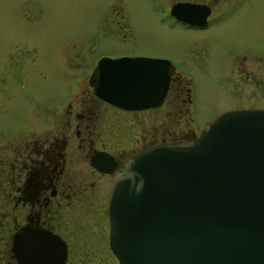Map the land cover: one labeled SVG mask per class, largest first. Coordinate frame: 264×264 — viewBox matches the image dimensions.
<instances>
[{"label":"rangeland","instance_id":"obj_1","mask_svg":"<svg viewBox=\"0 0 264 264\" xmlns=\"http://www.w3.org/2000/svg\"><path fill=\"white\" fill-rule=\"evenodd\" d=\"M172 1L0 0V162L4 170L14 132L28 127L33 134L27 136L46 132L51 137L62 125L72 129L74 117L68 116L65 104L76 96L69 108L74 112L82 106L80 99L87 102L86 76L91 59L99 53L110 58L166 56L182 78L179 89L189 97L185 119L189 118L187 125L193 132L224 109L264 108V0H241L237 6H232L235 0H179L208 3L211 16L225 10L209 28L198 31L163 20L166 3ZM234 49L248 53L225 63ZM89 106H94V137L106 141L121 135L127 155L139 147L136 139L142 134L150 135L154 129L153 138L158 140L185 125L175 112L178 108L168 103L155 111H124L94 100ZM80 205L100 202L83 197ZM83 225L80 234L92 239L94 230ZM7 245L8 226L1 222L0 253ZM111 260L115 264L113 256Z\"/></svg>","mask_w":264,"mask_h":264},{"label":"water","instance_id":"obj_2","mask_svg":"<svg viewBox=\"0 0 264 264\" xmlns=\"http://www.w3.org/2000/svg\"><path fill=\"white\" fill-rule=\"evenodd\" d=\"M200 7L175 3L170 14L202 25ZM172 69L163 59H100L93 93L127 110L158 106ZM106 212L118 264H264V109L223 111L190 142L135 153L110 182ZM11 251L18 264L65 256L56 235L28 226Z\"/></svg>","mask_w":264,"mask_h":264},{"label":"flooded vegetation","instance_id":"obj_3","mask_svg":"<svg viewBox=\"0 0 264 264\" xmlns=\"http://www.w3.org/2000/svg\"><path fill=\"white\" fill-rule=\"evenodd\" d=\"M240 1H232V6H237ZM178 2L198 3L204 6L206 16L203 24L185 23L172 16L170 7ZM166 4V16L163 20L166 19L172 26L183 30L198 31L209 28L211 22L225 11H219L211 16L208 3L173 0ZM227 7L231 5L228 4ZM247 53L243 49L230 50L225 63L229 64L235 57L237 59L240 55ZM122 56L123 54H119L111 58ZM150 56L168 60L162 54ZM103 57L105 55L99 53L90 61L92 65L86 76V81L90 85L87 102L84 103L85 100L80 99L82 106L74 112L69 108L71 107L70 102L76 96L65 104L68 108L66 111L68 116L74 117L72 129L62 125L58 132L48 137L46 132L39 136H27V134H33L27 127L11 135L10 139H14V143L9 147L8 168L4 170L0 162V192L2 188L0 223L6 222L8 226V245L7 249L0 253V264H18L11 251V243L13 234L21 226L44 230L56 235L65 247L62 264H90V261L94 264H110L112 253L108 244L106 200L112 177L118 174L125 161L139 150L161 142L186 143L197 134L198 130L193 132L190 126L188 127L189 118L185 119L189 97L183 96V92L179 89V82L182 78L174 68L161 104L137 111L159 110L168 103L170 108H178L175 112L179 113L185 122L183 129L168 131L166 138L160 137L158 140L153 138L154 129L150 135L145 133L143 136L142 134L140 140L136 139V142L139 141V147L133 149L129 155L126 154L123 143L125 140H122L121 135L115 140L96 139L93 135L92 124L94 123L91 115L94 106H89V104L93 100L105 104L92 93V87L96 82V75L92 70L97 61ZM261 58L264 59V57ZM88 62L89 58L86 63ZM185 94L188 93L185 92ZM230 109L249 108L234 107L224 110ZM92 158L95 160V167L91 165ZM83 197H91L93 202L97 199L100 205H80ZM82 223L85 228L89 225L88 231L91 228L94 230L92 239L84 238L80 234ZM115 264H117L116 261Z\"/></svg>","mask_w":264,"mask_h":264}]
</instances>
